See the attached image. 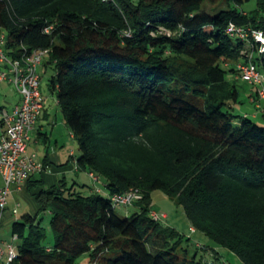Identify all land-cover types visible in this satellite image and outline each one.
I'll return each instance as SVG.
<instances>
[{
	"label": "trees",
	"instance_id": "16d2710c",
	"mask_svg": "<svg viewBox=\"0 0 264 264\" xmlns=\"http://www.w3.org/2000/svg\"><path fill=\"white\" fill-rule=\"evenodd\" d=\"M249 1L0 0L8 55L49 50L78 168L105 178L108 191L84 194L65 181L41 190L39 213L12 222L24 241L10 264H208L150 216L156 190L243 264H264V128L248 115L237 123L229 110L243 52L264 73L258 45L247 49L228 33L230 24L264 30V0L248 13L238 8ZM251 97L260 102L257 91ZM33 177L30 191L43 185ZM132 188L142 194L139 211L117 215L111 197Z\"/></svg>",
	"mask_w": 264,
	"mask_h": 264
},
{
	"label": "built area",
	"instance_id": "2783aa9c",
	"mask_svg": "<svg viewBox=\"0 0 264 264\" xmlns=\"http://www.w3.org/2000/svg\"><path fill=\"white\" fill-rule=\"evenodd\" d=\"M52 27L45 29L46 33ZM228 33L246 42L247 49L253 40L258 45L259 53H264V30H252L230 24ZM129 36L130 33H127ZM7 36L0 31V63L4 69L0 71V82L8 81L13 84L21 95V100L11 111L0 108V176L3 184L0 185V227L4 212L7 209L11 188L14 184L26 182L32 175L42 172L47 167L38 162L34 156L27 153V144L30 134L36 127L40 118L44 98L40 90L41 75L40 67L44 56L49 55L48 49H37L32 52L25 51L19 57H10L6 50ZM247 60L236 64V79H242L250 84L258 85L257 98L264 99V73L259 71L252 61V55L243 52ZM256 98L251 97L255 102ZM95 182L99 177L90 173ZM97 191L101 188L96 186ZM142 199V194L137 189H130L124 193L115 194L111 197L112 204L117 206H132ZM17 214V209L13 210ZM155 221H161L166 216L155 211L150 212ZM194 232V228H191ZM17 240V236H13ZM0 238V264H10L17 258V250L13 244L5 246Z\"/></svg>",
	"mask_w": 264,
	"mask_h": 264
},
{
	"label": "rangeland",
	"instance_id": "374dc122",
	"mask_svg": "<svg viewBox=\"0 0 264 264\" xmlns=\"http://www.w3.org/2000/svg\"><path fill=\"white\" fill-rule=\"evenodd\" d=\"M234 6V5H233ZM241 11L246 13L256 8V1L251 0L249 2H244L241 6H238ZM5 36L8 35L6 31H4ZM49 55L44 56V59H48ZM260 68V69H259ZM4 69V65L0 63V71ZM262 69V70H261ZM258 70L263 71L261 66V62L258 64ZM41 74V84L40 90L44 98V111L49 114V120H44L42 118L38 121V127H45L49 132V137L51 138L50 149L55 148V141L58 140L60 142V149H64L66 151L73 150L75 152V158L80 156L81 152L79 150V145L76 139H72L70 137V129L66 125L64 121V115L58 103L57 93L51 89L50 78L54 75V69L50 64H45L40 67ZM228 80H233L232 75L230 73L227 74ZM238 90H239V98L237 102H231L232 108L229 109L232 113L236 114L237 120L236 122H240L243 120L244 115H249L253 122L264 128V100H260V102L252 103L251 96L258 89V85L250 84L245 82L242 79H239L235 82ZM19 98L21 99V95L16 89V87L8 81L0 82V106H13ZM259 106V107H258ZM258 116L254 118L252 116ZM53 134V137L50 135ZM33 138L37 137L36 132H31ZM29 148L34 152H39L40 157L44 155L45 145L44 142L41 141L39 144H36L34 141H28ZM77 174L79 177H77ZM68 173V187H70L73 183V178L78 179V184L86 183L87 185H92L95 182L83 172L78 173ZM101 182L106 183V179L101 177ZM96 186V185H95ZM102 188L101 195L103 197L108 196V191ZM87 186L85 188L76 186V190L79 192H83L84 194H88ZM12 205L9 204L8 207ZM152 207L153 211L158 214H164L166 217L162 219L160 222L171 228L176 229L180 234L185 236V240L182 243V247L186 248L189 251V255L197 254L198 259L203 260L204 263L208 264H243L242 260L233 252L228 250L227 248L218 246L214 241L209 239L204 233L200 231H194L190 228L189 220L186 216L184 208L177 204L174 199L170 198L166 193L161 190H156L152 193ZM139 211V207L136 202L132 206H117L115 212L117 215L122 217H129L135 212ZM24 212L23 209L20 210V215ZM12 213V212H11ZM9 210L8 208L4 212V216L2 219L1 227H0V238L5 240L7 246L8 244H13L16 248L21 245L24 241V238H19L17 240H13L12 230L10 221L13 220L12 214L11 218L8 219ZM41 221V228L46 233V246H52L54 244V233L50 227V212H44L39 216ZM6 236L4 239L3 236ZM201 244L202 247H197L196 244ZM214 253H218V259L215 258Z\"/></svg>",
	"mask_w": 264,
	"mask_h": 264
},
{
	"label": "crops",
	"instance_id": "0c3cea01",
	"mask_svg": "<svg viewBox=\"0 0 264 264\" xmlns=\"http://www.w3.org/2000/svg\"><path fill=\"white\" fill-rule=\"evenodd\" d=\"M48 59L43 60L41 67L44 65V63L46 64L48 62ZM20 100L21 99L19 98V100L11 107H7V106H0V107L7 108L8 110L11 111L16 105L20 103ZM263 100L264 99H262V101ZM252 117L257 118L258 116L256 117L254 115ZM40 118L44 120H49V114L46 111H44V107H43V112ZM38 121H37L36 127L33 130V132L37 133V137L33 138V136L30 134L29 142L34 141L36 144H39L41 141H43L45 145L44 154H43L44 156L40 157L39 152L38 151L34 152L32 149L29 148L28 144H27V153L30 156H34L36 160L42 163L44 166L46 165L47 168L45 170H43L42 172L36 173L33 177V179L42 180L43 185L31 191L28 189V184L26 182L21 183V184H14L12 186L9 199H8V205L11 204L12 208H9L7 205V208L9 210L8 219L11 218L10 216L11 214L13 215L12 216L13 220L10 221L11 225L14 220L19 219L20 216L25 212H29L32 215H37L39 213V206L36 201V195L41 190H50L53 186L57 185V183L60 181H65V183L68 185V178H67L68 173L77 174L78 172H83L86 175V177L90 178L92 182H95L89 172L82 171L78 168V165L76 162L77 159L75 158V152L73 150L68 152L64 149H60L59 148L60 142L58 140L55 141V148L54 149L52 148V150L50 149L51 138L49 137V132L43 126L38 127ZM50 136L53 137V134ZM70 137L72 139H75L71 131H70ZM77 177H79L78 174H77ZM78 180L79 178L78 179L73 178L72 185L75 184L78 187H81V185L82 187L87 186V188L90 191H93V188H95L96 186H98L99 188L103 187L106 189V183L101 182V180L93 183V186L91 184L87 185L86 183L78 184L79 183ZM2 184L3 182L0 176V185ZM100 193H102V191ZM14 209H17L16 215L13 214ZM21 209H23L24 212L20 215ZM41 214H39V216ZM194 234L196 233L194 232ZM3 237L4 239L6 238L5 235ZM3 241L5 243V240Z\"/></svg>",
	"mask_w": 264,
	"mask_h": 264
}]
</instances>
